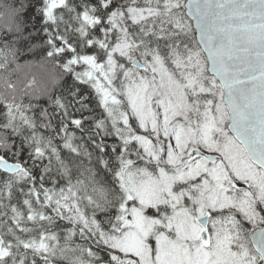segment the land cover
I'll return each instance as SVG.
<instances>
[{"label":"snow or ice","instance_id":"6c2138e0","mask_svg":"<svg viewBox=\"0 0 264 264\" xmlns=\"http://www.w3.org/2000/svg\"><path fill=\"white\" fill-rule=\"evenodd\" d=\"M37 51L0 264H264V0H19L0 68Z\"/></svg>","mask_w":264,"mask_h":264},{"label":"trees","instance_id":"16d2710c","mask_svg":"<svg viewBox=\"0 0 264 264\" xmlns=\"http://www.w3.org/2000/svg\"><path fill=\"white\" fill-rule=\"evenodd\" d=\"M19 0H0V29H2L10 20V6L18 4ZM11 59V57H9ZM9 64L7 69L0 68V94H16L21 96L22 91H35L42 86L51 69L47 66L42 67L40 56L37 51L35 55L29 54L21 58L18 62ZM35 78V84L31 89L28 88L30 81ZM44 79V80H43ZM8 85L13 87L9 88ZM27 103L28 98L23 97Z\"/></svg>","mask_w":264,"mask_h":264},{"label":"rangeland","instance_id":"374dc122","mask_svg":"<svg viewBox=\"0 0 264 264\" xmlns=\"http://www.w3.org/2000/svg\"><path fill=\"white\" fill-rule=\"evenodd\" d=\"M46 79V78H45ZM44 80V79H43Z\"/></svg>","mask_w":264,"mask_h":264}]
</instances>
